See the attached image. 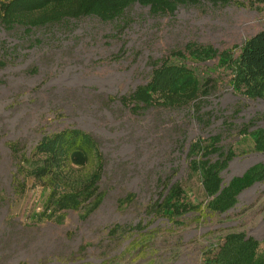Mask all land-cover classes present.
Returning a JSON list of instances; mask_svg holds the SVG:
<instances>
[{
    "label": "rangeland",
    "instance_id": "obj_1",
    "mask_svg": "<svg viewBox=\"0 0 264 264\" xmlns=\"http://www.w3.org/2000/svg\"><path fill=\"white\" fill-rule=\"evenodd\" d=\"M261 29L264 4L256 9L248 0L200 1L158 15L133 3L118 19L83 16L28 31L0 25V264H205L232 234L252 238L264 253V173L232 206L214 209L188 156L195 141L220 136L217 146L230 155L221 188L264 164V147L250 134L264 131V97L234 88L218 55L190 57L185 49L193 42L235 57ZM179 50L185 59L171 61H183L203 85L196 99L137 109L121 100L147 82L153 62ZM64 128L95 142L98 170L93 161L74 170L97 173L102 198L88 213L82 206L47 220L45 191L16 175V156ZM165 179L180 183L192 206L182 215L151 208Z\"/></svg>",
    "mask_w": 264,
    "mask_h": 264
},
{
    "label": "trees",
    "instance_id": "obj_2",
    "mask_svg": "<svg viewBox=\"0 0 264 264\" xmlns=\"http://www.w3.org/2000/svg\"><path fill=\"white\" fill-rule=\"evenodd\" d=\"M200 1L225 5L231 0H0V25L5 28L21 26L28 31L32 27L83 16H95L101 21H109L120 18L124 10L133 3L146 6L152 15L172 14L178 5H195ZM248 2L256 9L264 4V0ZM185 49L190 57L204 59L218 55L221 65L232 72L231 84L234 88L243 91L248 97H264V29L245 39L235 57L229 51L218 52L211 46L193 42L188 43ZM184 55L180 50L173 51L170 57L153 62L147 82L136 86L127 97H121V100L128 99L134 103L133 108L137 109L181 106L196 99L203 85L183 61H171L172 57L184 60ZM261 131L254 130L250 133L258 147H264V131ZM219 139L220 136H213L204 145L201 141H195L189 147L188 156L191 158V168L201 171V182L206 194L212 197L208 206L226 210L233 205L240 189L263 176L264 164L250 168L243 176L233 178L227 186L221 188L219 173L226 167L230 155L224 154L221 147L217 146ZM10 146L13 153L18 151L15 144ZM211 152L220 155L212 163L205 158ZM198 155L204 159H199ZM91 161L97 169L100 158L93 139L79 129L64 128L43 135L29 151L18 154L15 171L19 177H29L43 188L45 196L41 214L47 220L57 214L54 216L57 221L61 218L59 212L76 211L85 206L88 213L99 204L102 194L97 191L98 174L93 171L78 173V170ZM74 168L78 170L75 171ZM161 182L165 193L158 196L152 209L162 215L174 217L192 208L183 197L180 183L169 184L168 179ZM18 186L22 192V184ZM138 227L137 224L127 229ZM115 229L117 226L110 230ZM225 242L213 259L205 264H264V253L256 252L258 243L252 238L244 239L242 235L232 234L227 236Z\"/></svg>",
    "mask_w": 264,
    "mask_h": 264
}]
</instances>
